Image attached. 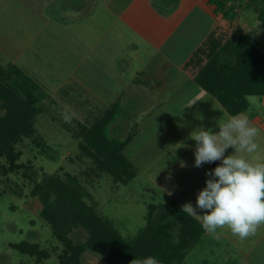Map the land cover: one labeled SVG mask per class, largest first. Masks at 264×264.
Instances as JSON below:
<instances>
[{
	"label": "rangeland",
	"instance_id": "374dc122",
	"mask_svg": "<svg viewBox=\"0 0 264 264\" xmlns=\"http://www.w3.org/2000/svg\"><path fill=\"white\" fill-rule=\"evenodd\" d=\"M225 1L224 11L232 15L235 13L238 15L246 7L253 8L259 17L261 11H264L262 3L264 0ZM247 11L245 12V15H249L247 21L255 25V39L264 49V35L260 34V31L261 33L264 31V22L261 17L260 19ZM6 16L14 18V15ZM15 22V26L0 22L1 28L8 29L0 30V42L6 46L5 41L15 40L21 49L22 44L29 39L23 36V32L17 30L21 22L16 18ZM96 31L87 30L88 34L91 33L92 37H95V42L96 35L97 39L101 38V32ZM49 34L50 40L54 33L50 30ZM49 40L46 38L40 43L44 51H47L44 55L43 50L36 55L25 54L13 63L21 68L25 67L24 69H27L26 63L41 68L37 75L42 77L41 82L46 87L41 86L44 94L40 105L42 113L38 115L34 124L35 132L28 135L23 132L17 139L13 138L15 150L21 152L16 159L18 167L10 169L11 161L8 156L0 157V264H60V254L63 253L65 245L56 235V230L68 235L76 243L85 241L90 231L96 230V223L91 221L92 218L89 220L90 217L66 200L56 186L52 185V179L56 178L60 186L69 185L74 189L69 175L76 177L87 191L81 195L86 208L99 218L110 220L115 229H121L126 236H130L137 234L140 227L146 223L144 217H148L151 203L179 199L184 205L191 203L196 208L197 193L206 186L205 173L213 169L211 163L195 167V156L191 146L184 149L186 148L184 138L189 136L191 139L190 134L194 130L198 131V128L203 127L214 132L219 129L218 121L210 122L209 118L203 121L196 119L208 111L203 109V103L198 100L195 103L196 108L192 111H179L180 102L173 105L174 110H166L165 105H162L150 112H133L130 110L131 107L126 105L111 124L109 133L112 138L126 140L136 130V123L139 120L141 127L139 129L138 126V133L125 152L135 165L138 175L124 184L119 177L108 172L104 167H107L106 159L112 157L110 146L114 143L109 145L101 142L90 143L87 128L83 127H92L103 116L107 105L101 102L100 91L114 90L107 77L111 75V80L114 79L112 69L115 70V66L111 65L112 61L111 70L103 66L101 61L99 66L95 61L97 52H91L90 56L85 58L91 48L78 44L76 57H73L75 64L79 58L88 60L77 65V71L81 76H85L86 82L92 86L85 88L79 84L76 87H83L80 89L82 92L78 88L72 95L66 83L70 72L68 70L73 68L72 62L68 60L69 54H64L68 48L63 45V40L62 44L59 42L60 39L54 42ZM95 44L98 45L96 49L99 53L102 49L105 55L106 50L101 40ZM84 51V57H81ZM8 58L9 55L0 52L1 63L6 64ZM162 67L167 66L163 64ZM63 83L67 85L62 86ZM207 96L211 105L217 102L213 95ZM251 101L253 104L251 110L254 108L259 116L264 117V97L253 96ZM1 113L5 115L6 110L2 109ZM226 116V112H223L222 119H227ZM209 117H213V114ZM190 142L196 141L191 139ZM256 143L259 147L252 153L254 160L248 157L247 152L239 155L245 159L247 155V160L253 163L264 162V132L261 130ZM186 153L187 161L184 158ZM181 162H184V167H181ZM36 185L40 186L39 189L42 187V191L51 190L52 195L47 203L43 202L39 195L32 193ZM45 208L54 214L55 220H49L44 216ZM197 214L204 213L197 208ZM23 240L38 243L41 249L49 252V257L37 262L35 256L23 253L12 245ZM81 264L108 263L100 255L86 250Z\"/></svg>",
	"mask_w": 264,
	"mask_h": 264
},
{
	"label": "crops",
	"instance_id": "0c3cea01",
	"mask_svg": "<svg viewBox=\"0 0 264 264\" xmlns=\"http://www.w3.org/2000/svg\"><path fill=\"white\" fill-rule=\"evenodd\" d=\"M246 11L260 18L253 8L247 7L238 15L230 14L227 18L223 12L216 11V6L210 0H0V22L15 26L16 18L21 22L17 30L23 32V36L30 40L22 44L21 49L15 40L5 41L6 46L0 42V52L9 55V61L2 64H13L25 54L36 55L41 50L44 51L40 43L46 38L49 40V31L52 30L54 35H51L52 39L49 41L60 39L59 42L62 44L63 40V45L68 48L64 54H69L68 60L73 64V68L68 70L70 72L66 82L70 94H74L78 88L82 92L80 89L83 87H76L79 84L85 88L92 86L86 82V77L77 71L78 66L88 60L79 58L75 64L73 57H76L78 44L91 48L85 58L90 56L91 52H97L95 61L99 66L100 61L108 70L115 66V70L112 69L114 79L111 80V75H107L114 90L100 91V100L107 105L102 115L116 103L120 104V111L129 105L133 112H150L162 105H165L166 110H171L173 105L180 102L179 111H192L196 108L195 103L200 100L203 109L208 111L196 119L203 121L209 118L210 122L219 121L223 112H226V117L232 115L214 95L217 102L213 103L214 105L210 104L207 94H212L198 83L196 77L240 29L264 53L263 47L255 39L254 23L247 21L249 15H245ZM6 15H14V18ZM4 29L8 30L6 27H0V30ZM87 30L101 32V38L97 39L96 35V42L101 40L106 50L105 55L102 49L101 53L96 49L98 45L95 44V37L93 38L91 33L88 34ZM263 33L260 31L262 36ZM45 52L47 51L42 54ZM84 53L85 51L81 57H84ZM163 64H166L169 70L167 67L163 68ZM25 66L27 69H24L25 67L22 69L40 86L46 87L41 82L42 77L37 75L41 68L29 66L27 63ZM66 83L62 86L67 85ZM251 97L253 96L248 98L250 107L242 113L248 115L251 126H257L264 132V117L259 116L254 108L251 110L253 106ZM212 114L213 117H209ZM136 124L140 129L139 120ZM184 139L186 141L184 149L191 146L194 151L196 142L191 143L189 136ZM234 151L230 147L225 155L233 154ZM247 154L252 159V153ZM184 158L187 161V153ZM220 163L221 161L212 162L211 167L214 169ZM171 200L177 201L181 207L184 205L179 199L159 201L156 204ZM181 217L182 219L172 229L169 227L167 234L170 244L175 248L171 251L172 263L264 264V225L258 227L255 235L243 240L234 236L226 227L217 230L219 238H216L215 234L202 228V221L197 217L187 218L186 215ZM144 218L146 223L140 229L148 222L146 216ZM120 231L126 236L121 229Z\"/></svg>",
	"mask_w": 264,
	"mask_h": 264
},
{
	"label": "trees",
	"instance_id": "16d2710c",
	"mask_svg": "<svg viewBox=\"0 0 264 264\" xmlns=\"http://www.w3.org/2000/svg\"><path fill=\"white\" fill-rule=\"evenodd\" d=\"M210 2L216 6L217 12H224L226 17L230 15L228 11H224L225 0ZM260 17L264 19L263 10ZM196 80L214 95L231 115L245 112L250 107L248 99L250 96L264 97V53L241 29L204 66ZM43 95L42 87L21 67L0 62V157L8 156L12 170L18 167L16 159L21 155L20 151L15 150L13 141L23 132L27 135L35 132L34 124L38 115L42 113L40 105ZM2 109L6 110L5 115H2ZM119 112L120 104L116 103L92 127L83 128H87L90 143L101 142L105 145L114 143L110 146L112 157L106 159L107 167L104 168L127 184L137 172L125 150L139 129L136 125V130L126 140L112 138L109 128ZM8 139L10 141H7ZM69 178L74 189L69 185L60 186L56 178L52 179V185L56 186L66 200L90 217L89 220L92 218L91 221L96 223V230H91L85 241L77 243L68 235L56 230V235L65 245L63 253L60 254V264H81L86 250L100 255L108 264H130L135 258L143 259L148 256L155 257L160 264H174L171 262V251L175 248L167 236L169 227L172 229L183 215L191 217L182 211L177 201L151 203L146 226L137 234L126 237L119 229H115L110 220L99 218L86 208L81 195L87 191L76 177L69 175ZM39 187L36 185L32 193L39 195L43 202L47 203L52 192L42 191V187L41 189ZM43 214L47 219L55 220L54 214L46 208ZM12 245L23 253L35 256L37 262L49 257V252L41 249L38 243L23 240Z\"/></svg>",
	"mask_w": 264,
	"mask_h": 264
},
{
	"label": "clouds",
	"instance_id": "9594fccd",
	"mask_svg": "<svg viewBox=\"0 0 264 264\" xmlns=\"http://www.w3.org/2000/svg\"><path fill=\"white\" fill-rule=\"evenodd\" d=\"M219 132L203 127L194 130L190 138L196 141L194 166L221 161L205 175V187L197 193L196 208L191 203L182 211L202 221V228L219 238L218 229L227 228L241 240L255 235L264 225V162H250L237 153H254L259 145L260 130L251 126L245 113L218 121ZM184 146V145H183ZM233 154L225 155L228 148ZM181 162V167H184ZM197 208L204 214L198 215ZM130 264H160L153 256L133 259Z\"/></svg>",
	"mask_w": 264,
	"mask_h": 264
}]
</instances>
